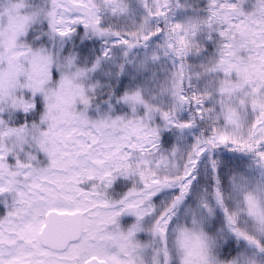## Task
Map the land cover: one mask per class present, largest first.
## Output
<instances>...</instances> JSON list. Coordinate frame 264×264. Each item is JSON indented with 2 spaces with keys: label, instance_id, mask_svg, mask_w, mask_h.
<instances>
[{
  "label": "snow or ice",
  "instance_id": "snow-or-ice-1",
  "mask_svg": "<svg viewBox=\"0 0 264 264\" xmlns=\"http://www.w3.org/2000/svg\"><path fill=\"white\" fill-rule=\"evenodd\" d=\"M0 264H264V0H0Z\"/></svg>",
  "mask_w": 264,
  "mask_h": 264
}]
</instances>
